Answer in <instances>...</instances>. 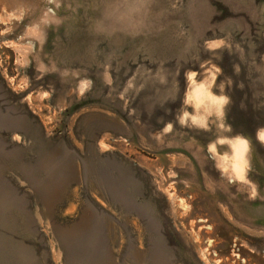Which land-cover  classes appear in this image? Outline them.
I'll return each mask as SVG.
<instances>
[{
	"label": "rangeland",
	"instance_id": "1",
	"mask_svg": "<svg viewBox=\"0 0 264 264\" xmlns=\"http://www.w3.org/2000/svg\"><path fill=\"white\" fill-rule=\"evenodd\" d=\"M0 264H264V0H0Z\"/></svg>",
	"mask_w": 264,
	"mask_h": 264
},
{
	"label": "crops",
	"instance_id": "2",
	"mask_svg": "<svg viewBox=\"0 0 264 264\" xmlns=\"http://www.w3.org/2000/svg\"><path fill=\"white\" fill-rule=\"evenodd\" d=\"M259 131H260V130H259ZM259 131H258V138H259ZM236 137H239V136H236ZM236 137H235V138H236ZM240 137H241V136H240ZM235 138H234V139H235ZM242 138H244V137H242ZM244 139H245V140L247 141V143H248V140H247L246 138H244ZM259 140H260V138H259Z\"/></svg>",
	"mask_w": 264,
	"mask_h": 264
}]
</instances>
